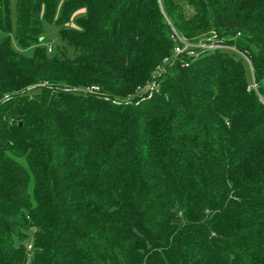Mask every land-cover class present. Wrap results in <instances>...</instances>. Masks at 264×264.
Instances as JSON below:
<instances>
[{
    "label": "trees",
    "instance_id": "trees-1",
    "mask_svg": "<svg viewBox=\"0 0 264 264\" xmlns=\"http://www.w3.org/2000/svg\"><path fill=\"white\" fill-rule=\"evenodd\" d=\"M185 1L0 0V264H264V0Z\"/></svg>",
    "mask_w": 264,
    "mask_h": 264
},
{
    "label": "built area",
    "instance_id": "built-area-1",
    "mask_svg": "<svg viewBox=\"0 0 264 264\" xmlns=\"http://www.w3.org/2000/svg\"><path fill=\"white\" fill-rule=\"evenodd\" d=\"M212 36V35H211ZM208 36L207 39H205V41H203V43H199L202 41H197L194 43H190V42H183V41H179V37L174 34V40L176 41V46L174 48V54L180 55L182 53H186L187 55L193 56V55H197L199 52L201 51H207V50H215V49H225V50H230V51H235L238 52L239 54H241L245 60L247 61L248 65L251 68V64L250 61L248 60V58L244 55V53H242L240 50H238L233 44L230 43H226L224 39L218 38V37H211ZM198 43V45H197ZM197 47L199 49L193 48ZM48 51H50V47H48L47 49ZM157 87L156 85V81L154 80L150 86L147 88V90L149 91V93H151L153 90H155ZM256 89L257 88V83L254 81V78H252L250 84L248 85V90L250 89ZM86 91L91 92V93H98L99 92V87L92 85L86 88ZM128 100V99H126ZM115 103H120V100H114ZM26 249L28 252V255H30V252L32 250V244L29 242L26 244Z\"/></svg>",
    "mask_w": 264,
    "mask_h": 264
},
{
    "label": "rangeland",
    "instance_id": "rangeland-1",
    "mask_svg": "<svg viewBox=\"0 0 264 264\" xmlns=\"http://www.w3.org/2000/svg\"><path fill=\"white\" fill-rule=\"evenodd\" d=\"M178 1L180 2V4L183 7L186 18H189L193 14V8L190 5H188L185 0H178ZM82 13H83V10H80L78 12V15H80ZM11 23H12V31H11L10 37H11L12 44L15 45L14 31H15V26H16V0H11ZM70 25L71 26L74 25L73 20L70 22ZM171 29L175 31L174 34H176L179 37V41L189 42V41H187V39L185 37L178 34V32L173 27H171ZM45 31H46V35L50 38L49 41L47 42L48 46L52 49V52H54L56 45H59L61 47V42L59 39L58 30L52 24H45ZM213 36L214 37L216 36V37L221 38V39H225L224 37H219L217 35V33H215V32L212 33L211 37H213ZM205 39H207V36L201 35L197 41H202L199 43H203V41H205ZM190 43H194V42H190ZM197 45H198V43H197ZM193 48L199 49V48L194 47V46H193ZM24 54L30 55L31 49L24 51ZM65 54L72 55V50L66 49ZM163 70H164L163 66L161 68H158L156 70V74L159 75ZM39 85H40V83H36L34 85L28 86L26 90L35 91V90H37V86H39ZM263 85H264V82H263Z\"/></svg>",
    "mask_w": 264,
    "mask_h": 264
}]
</instances>
